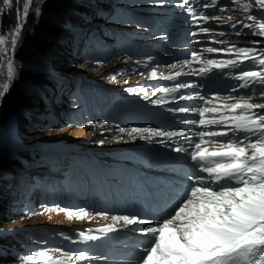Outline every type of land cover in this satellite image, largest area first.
Here are the masks:
<instances>
[{"label": "rangeland", "instance_id": "rangeland-1", "mask_svg": "<svg viewBox=\"0 0 264 264\" xmlns=\"http://www.w3.org/2000/svg\"><path fill=\"white\" fill-rule=\"evenodd\" d=\"M24 2L25 0H12L10 9L0 2V35L8 38V43L4 47L9 49H11V33L17 23V9H19L22 17ZM121 2L126 3V5ZM246 2L247 0H241V3ZM133 3L135 0H33L15 49L9 51L7 56L0 54V65H3L0 66V85H8L7 91L4 92L3 96H0V107L3 99L13 88L18 91V94L23 93L25 101L36 103L37 100L42 101L44 99L46 102L45 108H37L33 104L29 108L24 107L22 102L15 107V114L9 123L2 124L0 122V168L3 166L10 168L12 165L10 162L17 160L20 157L19 152H24L23 149L25 148H38L40 143L45 142L70 144L74 141L71 132L68 133V130L78 126H86V137L84 136L83 140L76 142L75 146L67 147L69 150L64 148L66 146L62 147L58 151L60 156L55 155L58 156L61 163L58 166L60 167L59 172L47 169L44 162L48 156L45 153H39L40 156L37 158L30 156V164H27L28 168L25 172L29 175L19 176L12 186L9 183H4L5 178L0 174V188L3 189L8 210L7 220L0 227V237L7 235L18 238L23 243V250L27 256H31V247L33 246L35 253L40 250H49L50 254L72 261L69 264H75L76 257L70 254L77 249L74 248L71 251L69 246L67 247L64 242H61V237L68 234L72 238L71 243L75 244L74 238L83 229L96 224L114 223L110 216L98 215L99 212L88 211L93 218L89 216L81 218L75 214L77 210L70 209L73 212L70 217L61 211V208L31 202L24 205L25 201L20 202L19 200L22 192L28 186L27 180H30V184L34 183V186H39L38 192L41 189L42 191L46 190L47 186L54 185V182L59 181L58 184H60L68 170L67 166L70 168L71 163L75 164L71 161L76 154L102 156L105 154L104 152L116 151L120 147L129 146L138 140L135 133L127 131L122 134L119 132V128L112 125L108 118H98L95 114H89L85 102L81 103L80 100L76 99V96L80 95V90L85 91L86 97L90 99L93 96L100 98L99 92L101 90L107 92L118 90L123 97L131 95L141 100L152 101L164 87L161 84L152 86L146 85V83L151 80L169 81L170 79H165V77H169L164 74L165 70L167 74H172L176 68L185 64L183 58L172 57L164 64L151 63L147 69L129 74L121 69L123 64L131 62L133 59L129 56L126 57L116 48L113 55H104V61L97 59L99 45L103 43L107 47L114 45L115 35L120 38L124 37L126 33L136 34L134 32L138 29V31L144 32L143 38L140 40L141 44L148 42L152 37V33L145 31L142 24L137 28V25L133 26L129 22H111L112 17L119 18V15L128 11L127 6H133ZM146 5L154 6V4ZM46 6L49 10H45ZM81 6L86 7V9H80ZM37 7L40 10L38 16L35 14ZM218 7L222 9L221 6L218 5ZM226 9H229L230 12L228 18L231 16L232 23L238 27L232 28L227 23L218 22V24L210 25L209 30H218L217 28L221 27L223 30L219 33H224L229 28L233 33H228L233 35L232 43H251L248 41L250 37L260 41L261 46L264 47V36L254 35L255 29L252 32L248 28H241L238 23L241 20L244 23H252L248 19L249 14L243 13L242 9L234 3L227 5ZM132 14L138 15L135 12ZM250 14L259 20L264 17V10L258 9L253 4ZM212 17L217 18L218 16L213 15ZM4 19H7L6 23ZM221 19L222 16H220V21ZM31 20L35 22L34 31L40 33L44 40L51 44L52 49L47 47L48 52L46 54L43 53L41 56L35 57L31 62H21L16 55L22 45L25 29ZM74 21L75 23L72 25ZM249 21L251 22L249 23ZM211 22L215 21L212 20ZM68 23L71 24L70 27ZM68 29L72 31L69 32ZM66 30L68 31L66 32ZM66 34L68 35L66 36ZM152 38L151 40H160L163 37L154 36ZM111 52L113 53L112 50ZM7 57H11L14 65V76L10 80L6 76ZM142 59L148 60L151 59V56H142ZM173 64L177 66L175 69L171 67ZM153 68L157 69L156 78L150 77ZM48 80L54 83L49 85ZM157 89L160 90L157 91ZM60 102H64L63 107ZM23 115L24 118H22ZM55 118L60 120V123L50 122L51 124H47V122H42L43 120H55ZM101 124H104L103 128L99 126ZM121 134L124 136L123 138L120 137ZM98 151L104 152L99 153ZM55 156L49 158L53 165H55ZM16 175L18 177V174ZM22 180L23 182H21ZM19 186H22L20 190H18ZM24 198H26L25 194L21 196V199ZM21 212L22 215H20ZM64 215H67L69 220L63 219ZM18 246L17 250L21 251L23 246L21 247L19 243ZM56 249L61 251L56 253ZM65 253L68 255L65 256ZM27 262L36 264L35 257L28 259ZM80 264H90V262H80Z\"/></svg>", "mask_w": 264, "mask_h": 264}, {"label": "snow or ice", "instance_id": "snow-or-ice-1", "mask_svg": "<svg viewBox=\"0 0 264 264\" xmlns=\"http://www.w3.org/2000/svg\"><path fill=\"white\" fill-rule=\"evenodd\" d=\"M6 8H11L12 0H0ZM239 6L243 13H248L251 24L239 21L241 28L255 29L254 35L264 36V17L250 14L253 4L258 9L264 10V0H231ZM33 0H25L21 17L17 9V23L11 33V49L4 47L8 38L0 35V54L7 56L9 51L15 49L22 28L29 14V7ZM187 5L189 0H183ZM217 0L204 3L202 8L216 7ZM224 11L225 9H219ZM192 13V19L198 17L191 7L186 9ZM35 14L40 15L37 7ZM200 19L207 21L209 17L201 13ZM235 28L232 17L226 21ZM202 33H208L209 28H201ZM223 35V33H220ZM223 43V42H221ZM252 47H237L231 45L224 49L209 48L207 52H226L235 54V59L216 60L209 59L198 74H206L214 68L219 70L237 69L234 79L241 81L239 87L250 90L247 99L229 97L211 107H179L178 112H192L198 114V119L185 121L198 125L201 131H164L160 128H132L131 133L148 134L167 137L169 139L183 137L186 140L192 136L198 137L199 142L193 145L190 159L196 162L197 171L207 175H196L190 179L193 183L185 189L180 200L174 205L167 217L156 221L144 220L137 215H115L113 221L123 222V225H143L139 230L150 241L141 249L139 264H264V70H245L241 67L245 61H253V68L264 69V47L255 45L260 41H253ZM193 60H199L197 52L192 54ZM188 61H185L187 64ZM3 66V65H0ZM173 69L177 66L171 65ZM6 76L10 80L14 76V65L11 57H7ZM180 71L174 77H179ZM151 78L157 77V69L153 68ZM173 76L165 79H173ZM259 85L257 92L256 86ZM190 87L188 84H176L172 89L164 88L165 93L178 92L181 88ZM8 85H0V96L7 91ZM143 90V89H142ZM160 89H157L159 91ZM235 90V89H234ZM198 95V94H197ZM188 96L186 99H193ZM203 100V97H199ZM185 99V97H181ZM218 100V97H214ZM259 99L261 102H253ZM205 104L208 101H204ZM211 114V115H208ZM101 128L104 124L99 125ZM119 132L128 129L119 128ZM243 134V135H241ZM102 142V141H101ZM163 142V141H162ZM214 143L215 148L207 145ZM203 145V146H202ZM175 151H187L176 147ZM61 211L70 217L73 212L64 208ZM83 218L89 213L79 209L75 213ZM107 216L108 213H98ZM116 230L114 224L103 226V231ZM85 240L98 239L99 237L81 233ZM61 250L56 249L59 253ZM68 253H65L67 256ZM76 256V253H71ZM88 253L80 251L77 260L88 259ZM32 259V257H29ZM36 264H63V260L50 254L49 250H40L35 253Z\"/></svg>", "mask_w": 264, "mask_h": 264}, {"label": "trees", "instance_id": "trees-1", "mask_svg": "<svg viewBox=\"0 0 264 264\" xmlns=\"http://www.w3.org/2000/svg\"><path fill=\"white\" fill-rule=\"evenodd\" d=\"M80 9H83L81 6ZM45 10H49L48 6L45 7ZM6 18V17H5ZM5 23L7 19H4ZM35 26L34 20L29 21L26 29L24 39L22 41V45L17 52V59L21 62H31L37 56H41L43 53H47V47H51V44L47 43L44 40V37L34 31L33 27ZM68 30H66L67 32ZM68 34H66L67 36ZM62 48V46H60ZM52 49V47L50 48ZM67 58V57H66ZM51 80H48V84H51ZM24 107H30L32 104L37 106V108H44V101L37 100L36 103H30L29 101L24 100L23 93L20 95L15 88H13L8 95L3 99L2 105L0 107V122L2 124L9 123L12 116L15 114V107L22 104ZM24 118V115L22 116ZM47 124H51L50 121H46ZM29 159L30 156H25ZM12 165L10 166L12 170H20L22 168L21 162L19 160H14L10 162ZM9 165V164H7ZM8 168V166H3L0 168V171ZM14 170V171H15ZM0 227L3 226L4 222L7 220L8 217V210L6 208L7 201L4 200L3 189L0 188ZM23 213L21 212L20 215ZM18 243L17 241L13 240L10 236H3L0 237V243L3 244V248H0V264H28L26 258H24V254L19 256L15 252L9 249L13 243Z\"/></svg>", "mask_w": 264, "mask_h": 264}, {"label": "bare ground", "instance_id": "bare-ground-1", "mask_svg": "<svg viewBox=\"0 0 264 264\" xmlns=\"http://www.w3.org/2000/svg\"><path fill=\"white\" fill-rule=\"evenodd\" d=\"M220 30V29H218ZM203 50H207V48H203ZM158 68V67H157ZM189 70H190V62L188 61L187 64H182L179 68L176 69L175 72L177 71H180L181 72V75H187L189 73ZM121 94V93H120ZM190 100V99H188ZM94 125V124H93ZM86 126H78V127H75V128H72L71 130H68V133L71 132L70 134H72L71 136H73V141L72 143L70 144H67V143H52V144H45V146H50V147H55V146H58L56 148H60L59 146H66V147H72V146H75L76 142L80 141V140H83L84 139V136L86 134V129H85ZM91 128V127H90ZM96 129V128H95ZM131 132V131H130ZM124 133V132H123ZM122 133V134H123ZM8 134H10V132H8ZM120 135V137H124L123 135ZM11 135V134H10ZM86 137V136H85ZM120 138V139H122ZM153 140H165L166 142H174L176 143L177 146H181L182 144V140H179L181 139L180 137L179 138H173V139H169L167 137H159V136H153L152 137ZM203 146V145H202ZM208 147L210 148H215L216 145L215 144H212V143H209L207 145ZM184 149H187V147H184ZM56 217V216H54ZM61 217V215L59 216V218ZM63 219L65 220H69L68 216L67 215H64ZM71 220V219H70ZM144 227V226H142ZM140 227V228H142ZM135 233L138 234V235H144L139 229L138 230H135ZM150 237V236H149Z\"/></svg>", "mask_w": 264, "mask_h": 264}]
</instances>
